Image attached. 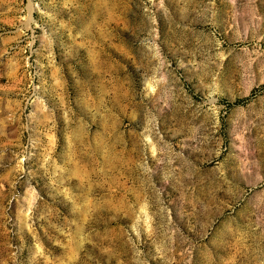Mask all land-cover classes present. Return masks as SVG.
Returning a JSON list of instances; mask_svg holds the SVG:
<instances>
[{
  "label": "rangeland",
  "instance_id": "rangeland-1",
  "mask_svg": "<svg viewBox=\"0 0 264 264\" xmlns=\"http://www.w3.org/2000/svg\"><path fill=\"white\" fill-rule=\"evenodd\" d=\"M0 264H264V0H0Z\"/></svg>",
  "mask_w": 264,
  "mask_h": 264
}]
</instances>
